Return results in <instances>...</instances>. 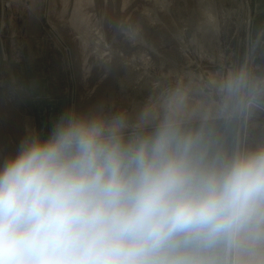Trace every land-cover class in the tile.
I'll return each mask as SVG.
<instances>
[{
    "label": "clouds",
    "instance_id": "9594fccd",
    "mask_svg": "<svg viewBox=\"0 0 264 264\" xmlns=\"http://www.w3.org/2000/svg\"><path fill=\"white\" fill-rule=\"evenodd\" d=\"M199 139L103 100L27 127L0 150V264H213L242 237L264 246V145L209 159Z\"/></svg>",
    "mask_w": 264,
    "mask_h": 264
},
{
    "label": "rangeland",
    "instance_id": "374dc122",
    "mask_svg": "<svg viewBox=\"0 0 264 264\" xmlns=\"http://www.w3.org/2000/svg\"><path fill=\"white\" fill-rule=\"evenodd\" d=\"M1 19L4 152L99 100L132 127L173 120L209 159L264 145V0H0ZM240 77L247 87L230 95ZM209 259L264 264V246L242 237Z\"/></svg>",
    "mask_w": 264,
    "mask_h": 264
},
{
    "label": "water",
    "instance_id": "95a60500",
    "mask_svg": "<svg viewBox=\"0 0 264 264\" xmlns=\"http://www.w3.org/2000/svg\"><path fill=\"white\" fill-rule=\"evenodd\" d=\"M4 47L2 43V32H1V23H0V74H1V69L4 63Z\"/></svg>",
    "mask_w": 264,
    "mask_h": 264
},
{
    "label": "bare ground",
    "instance_id": "6f19581e",
    "mask_svg": "<svg viewBox=\"0 0 264 264\" xmlns=\"http://www.w3.org/2000/svg\"><path fill=\"white\" fill-rule=\"evenodd\" d=\"M78 1V0H77ZM76 3V2H75ZM83 3V2H82ZM5 4V3H4ZM3 5V4H2ZM8 19V18H7ZM77 20V19H76ZM79 20H80V22L81 23H83V20H84V18L83 17H80L79 18ZM76 22V21H75ZM0 23H1V32L5 29V20H3V19H1L0 20ZM89 29V28H88ZM91 30H93V29H91ZM94 31V30H93ZM96 33H98V32H96ZM87 34V33H86ZM98 42V41H97ZM2 43H3V40H2ZM96 48H98V47H96ZM5 56H6V54H4V58H5Z\"/></svg>",
    "mask_w": 264,
    "mask_h": 264
}]
</instances>
